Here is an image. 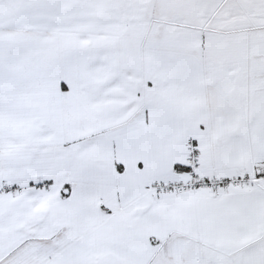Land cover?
I'll return each instance as SVG.
<instances>
[{
	"label": "snow or ice",
	"instance_id": "1",
	"mask_svg": "<svg viewBox=\"0 0 264 264\" xmlns=\"http://www.w3.org/2000/svg\"><path fill=\"white\" fill-rule=\"evenodd\" d=\"M0 264H264V0H0Z\"/></svg>",
	"mask_w": 264,
	"mask_h": 264
}]
</instances>
